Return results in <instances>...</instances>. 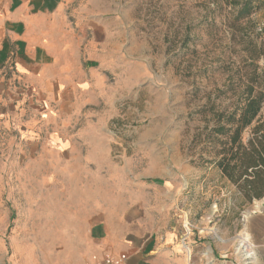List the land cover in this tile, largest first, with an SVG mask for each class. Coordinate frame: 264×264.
I'll list each match as a JSON object with an SVG mask.
<instances>
[{
    "label": "rangeland",
    "instance_id": "374dc122",
    "mask_svg": "<svg viewBox=\"0 0 264 264\" xmlns=\"http://www.w3.org/2000/svg\"><path fill=\"white\" fill-rule=\"evenodd\" d=\"M78 6L84 17L96 15L115 42L101 63L99 116L109 129L112 160L127 168L133 189L157 191V219L171 226L167 232L190 223L198 244L218 250L214 263L252 264L247 255L264 253V216H248L255 201L241 206L236 188L210 163L215 151L206 140L211 107L233 108L247 59L224 1L83 0ZM250 20L263 23L264 9ZM9 183L16 190L5 197L13 221L0 235V264H83L91 244L58 227V209L31 206V180ZM236 230L247 238L244 251L240 243L235 248ZM232 250L243 258L232 259Z\"/></svg>",
    "mask_w": 264,
    "mask_h": 264
},
{
    "label": "crops",
    "instance_id": "0c3cea01",
    "mask_svg": "<svg viewBox=\"0 0 264 264\" xmlns=\"http://www.w3.org/2000/svg\"><path fill=\"white\" fill-rule=\"evenodd\" d=\"M82 3L0 0V235L13 221L9 181L31 180V206L58 209V227L91 244L86 260L125 254L128 264H216L218 250L193 233L185 237L186 223L167 232L157 191L133 189L127 168L109 155L100 77L115 42L96 15L84 17ZM260 201L248 216H264ZM236 233L235 248L244 251L247 241ZM243 253L232 250L231 258ZM260 254L247 259L261 264Z\"/></svg>",
    "mask_w": 264,
    "mask_h": 264
},
{
    "label": "trees",
    "instance_id": "16d2710c",
    "mask_svg": "<svg viewBox=\"0 0 264 264\" xmlns=\"http://www.w3.org/2000/svg\"><path fill=\"white\" fill-rule=\"evenodd\" d=\"M223 1L247 59L233 108L211 107L206 140L215 151L210 163L236 188L244 207L264 198V22L250 20L264 9V0Z\"/></svg>",
    "mask_w": 264,
    "mask_h": 264
},
{
    "label": "built area",
    "instance_id": "2783aa9c",
    "mask_svg": "<svg viewBox=\"0 0 264 264\" xmlns=\"http://www.w3.org/2000/svg\"><path fill=\"white\" fill-rule=\"evenodd\" d=\"M184 230L185 237H189L194 232V226L190 223L185 224ZM83 264H128V257L125 254L118 256L105 255L103 257L94 254L88 260L84 261Z\"/></svg>",
    "mask_w": 264,
    "mask_h": 264
},
{
    "label": "bare ground",
    "instance_id": "6f19581e",
    "mask_svg": "<svg viewBox=\"0 0 264 264\" xmlns=\"http://www.w3.org/2000/svg\"><path fill=\"white\" fill-rule=\"evenodd\" d=\"M245 239H247V238H245ZM247 246V245H246ZM244 248H245V245H244ZM252 254V253H251ZM252 258V257H251Z\"/></svg>",
    "mask_w": 264,
    "mask_h": 264
}]
</instances>
